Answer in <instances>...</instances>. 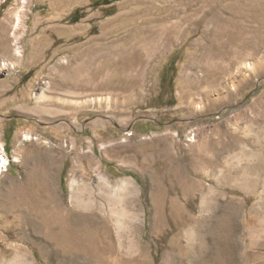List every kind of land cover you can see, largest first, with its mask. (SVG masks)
Instances as JSON below:
<instances>
[{
  "label": "rangeland",
  "instance_id": "obj_1",
  "mask_svg": "<svg viewBox=\"0 0 264 264\" xmlns=\"http://www.w3.org/2000/svg\"><path fill=\"white\" fill-rule=\"evenodd\" d=\"M93 1L0 0V67L23 50L0 70V264H264V0ZM72 178L116 215L67 227ZM202 216L221 233L206 246Z\"/></svg>",
  "mask_w": 264,
  "mask_h": 264
},
{
  "label": "bare ground",
  "instance_id": "obj_2",
  "mask_svg": "<svg viewBox=\"0 0 264 264\" xmlns=\"http://www.w3.org/2000/svg\"><path fill=\"white\" fill-rule=\"evenodd\" d=\"M4 36H6V35H4ZM18 37H19V35H17L14 32V38H18ZM1 54H2V57H4L3 58V64H4V66H1L0 67V70L1 69H6L8 66H9V68L13 69V68H15V66H14L15 63L14 62H19V60L22 59L23 50L18 45V42H15V47H12V46L7 47L5 49V51H3ZM9 58H10V60L12 59V62L8 60ZM245 67L246 68H251L252 67V63L251 62H247L245 64ZM45 95H46L45 92H42V94H41L40 97L43 98V99H46V96ZM90 100H94V98H92ZM97 100H99V98H97ZM25 138L26 139H31V138H35L36 139V137H32L31 135H27V134H26V137ZM1 141L2 140H0V149L3 147V143ZM3 151H4V147H3ZM1 157H2L1 162L6 163V166H7L9 162L7 163L8 156L6 155V153H5V155L2 154ZM40 159H47V161L49 162V165H50L48 153L45 154V155H43V157H40V156L38 157L37 156V157H35V158L27 161V164L28 163H32V164L35 165V164H37V162ZM52 176H51V173L49 171H44L41 176L38 175V177L40 179H42L41 181H44L45 182V189L47 191V194L44 197L41 198V200L38 202V204H43V205H46V206L49 205V200H51V198H52V191L54 189L53 188V179H52ZM99 178H100V181L107 182V178L108 177L104 173H101V174H99ZM116 184H117V187H115L112 190V193H113V196H116L117 193H120L121 194V197H122L124 206H123V208L121 210L120 217L125 218L127 220L129 218V216H130L129 215L130 214V204H132L131 203V200H130V195L132 194V188H131L132 187L131 186L132 181L129 178H123V179H120V180L116 181ZM70 186H71V195H70L69 205L70 206H73L75 208V210L73 211V213L71 215L70 222L68 223L67 227H70V226H73V227H82L85 224H89L93 228L98 227V225L100 224V222L102 220L101 214L103 213V210H105V208H108L109 209V211L112 214V216H115L116 215L117 209H116V204L115 203L114 204H110V205L109 204L108 205H105L102 201L99 202L97 199L92 198V195L89 197L88 204H86V206H84V203H83L84 202V198L81 197V195L79 193V188L81 187V184H80V182L76 178H72L71 179ZM210 187H212V186H210ZM92 190H93V188H92ZM207 191H209V189ZM207 196H209V195H207ZM207 196L206 195L203 196V204H207ZM54 199L57 202V207H58L59 211L65 212V211L70 210V206H69V208H67L65 206V202L60 201L59 197L56 198V196L54 195ZM119 202H121V201H119ZM34 209L37 212L40 211V207L38 205H35L34 206ZM210 210H211L212 213H214L215 212L214 211V206L212 207V205H211ZM102 215H104V214H102ZM210 216L211 215H209V217ZM201 218H202V220L200 221V223H198L194 228H192L193 229L192 231H195L196 235L202 241V243H200V244L201 245H204L205 244V246H206V241L208 240V238H211V237H214L215 238V236H217L218 233L219 234H221V233L219 232V230L217 231V227L215 225H213V223H212V225H210V224L207 223L208 218H206L205 216H202ZM118 219L116 220L117 221V224H120V219L119 220ZM211 219H213V218H211ZM37 223H39V224H37ZM33 224H34L35 230L37 231V234H38L36 240H37V242H39V245L41 246L42 250L44 252H46V251L48 252L50 250L51 252L54 253L55 250H56V248H55V246H53V244H51L50 239H51L52 236L49 235L51 233L53 234V232H52V226H50V222L44 221V222L40 223V222H37L36 221V222H33ZM206 224H208V226H206ZM120 227H122V226H120ZM122 229H123V227H122ZM118 230L120 232L121 229H118ZM226 232H224V233H226ZM39 233L44 234L46 236V238H43L42 235H39ZM121 233H123V232H121ZM191 234H193V233H191ZM191 234H190V236H191ZM218 236H220V235H218ZM39 237H42L44 240H46V242L48 243V245L51 248H48L47 245L45 244V241L41 240ZM58 237H60V236H58ZM82 238H84L82 235L74 237V240L75 241L73 242V244L80 243L81 242L80 240ZM60 239H62L64 242H66V240H67V238H65V237H61ZM71 239H73V237H71ZM69 243H70V240H69ZM208 246H209V244H208ZM105 249L108 251V250L112 249V247H107ZM201 251L203 252V249H201ZM207 251H208V249H207Z\"/></svg>",
  "mask_w": 264,
  "mask_h": 264
},
{
  "label": "trees",
  "instance_id": "obj_3",
  "mask_svg": "<svg viewBox=\"0 0 264 264\" xmlns=\"http://www.w3.org/2000/svg\"><path fill=\"white\" fill-rule=\"evenodd\" d=\"M110 4V0H94L91 3V6L94 8L99 7L101 4ZM85 15L84 8H76L71 14H70V21L71 22H77L79 21L83 16ZM8 148V147H7Z\"/></svg>",
  "mask_w": 264,
  "mask_h": 264
},
{
  "label": "built area",
  "instance_id": "obj_4",
  "mask_svg": "<svg viewBox=\"0 0 264 264\" xmlns=\"http://www.w3.org/2000/svg\"><path fill=\"white\" fill-rule=\"evenodd\" d=\"M10 160L8 159V162H9ZM5 166V164H3L2 162L0 163V168L1 167H4Z\"/></svg>",
  "mask_w": 264,
  "mask_h": 264
}]
</instances>
